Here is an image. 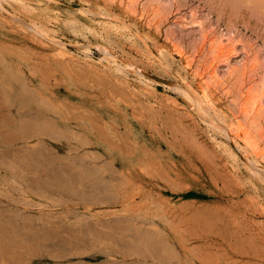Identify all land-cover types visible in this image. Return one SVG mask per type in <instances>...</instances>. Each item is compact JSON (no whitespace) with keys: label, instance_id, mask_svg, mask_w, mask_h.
<instances>
[{"label":"rangeland","instance_id":"374dc122","mask_svg":"<svg viewBox=\"0 0 264 264\" xmlns=\"http://www.w3.org/2000/svg\"><path fill=\"white\" fill-rule=\"evenodd\" d=\"M54 1L90 17L124 13L119 0ZM176 1L235 31L240 55L251 51L263 71L264 0ZM4 3V15L50 29L72 51L91 45L95 61L101 46L116 51L158 82L160 97L136 90L132 69L124 72L128 83L92 63L57 60L50 46L0 19V264H264V183L213 146L199 114L178 107L183 99L169 87L179 81L175 66L134 52L124 32L100 39ZM161 11L163 36L188 55L199 51L201 32L165 23L170 10ZM243 59L222 67L223 81L236 70L226 84L235 102L223 101L233 111L246 85ZM257 118L245 123L261 140L264 117Z\"/></svg>","mask_w":264,"mask_h":264},{"label":"bare ground","instance_id":"6f19581e","mask_svg":"<svg viewBox=\"0 0 264 264\" xmlns=\"http://www.w3.org/2000/svg\"><path fill=\"white\" fill-rule=\"evenodd\" d=\"M0 2H5L4 4L10 2L11 5L15 3V5L17 4L23 8L26 13H31V16H33L32 13H34L37 14V16L45 18L46 22H69L78 27H82L83 30L100 39H104L106 34H119L124 32L122 36L130 43V48H133L134 52H141L138 50L141 49V54H144L146 51V55L155 60L154 63L158 62L157 64L163 67L165 66V69H173L175 66L174 69L178 75L175 76L176 79L179 77L180 85H177L178 81L176 82L177 87L176 85L169 87L171 89H176L178 94L181 95L180 98L183 99V102H179L178 107L183 111L189 112L190 114L188 113V115L194 114V112L192 113L189 111L190 108L199 114L201 118L206 121V124L210 125L209 139H211L214 144L213 146L224 156L237 161L240 167H245L248 170L247 172L254 178L264 183L263 135L261 134V140L255 139V137L252 136L250 128L246 126L248 123H245V121L250 119L254 120L257 117V119H259L261 116L263 119L264 117V69H262L263 71L261 73H258L260 70L258 58L251 59V51L244 50V53L240 55V48H242L244 44L239 40V36L237 37L235 31L217 28L215 24H209L208 21L207 24V22H204V19L202 20V18L205 17H201L196 9H187L182 6H177L178 3L176 4V0H119L120 6H122L126 17H123L124 13L122 17L114 16V14L113 16L106 14L108 12L96 14L98 17L94 14L90 17V15H88L89 13L81 10L65 12L54 0H0ZM170 2L172 3L171 9L167 7ZM2 7L0 8V19L2 18L5 20L3 24H5L6 27L13 29L12 31L16 30L21 34L25 33V35H30L37 40L38 44L40 43V45L45 48L46 46H50L55 55V59L83 63V65L92 63L91 65L95 70H101V72L102 70H106L118 79H124L128 83H130L128 80L129 77L126 76L124 72L125 70L128 71L132 69L131 74H135L138 77V81L141 85L138 82L137 84L139 85H134L132 82L131 85L143 94L151 96L150 98H152V100H155V98L159 96V92L155 86L158 82L148 78L143 74V71L140 72L141 70H138V67L132 64L128 65L118 53H115L116 51L106 46H101L100 50L103 53V57L100 61H95L94 57L90 54L91 45L89 47V44L85 46L83 44L79 45L78 43V45L74 46L75 51H72L69 48L70 43L68 45L64 40L51 35V33L48 32L50 29H47V31L41 27L42 25L39 24V26L37 23H32V21L29 22L32 24L28 26L23 20V22L27 24L25 25L21 20H18L19 17L18 19H13L14 16L9 18L6 16L7 14L4 15L5 12H2L4 10ZM14 7L13 5V9ZM164 7L170 10V13L165 19V23L166 20L170 21L173 19L174 25L176 26L193 28L195 31L201 32L202 46L199 51L188 55L186 51L175 45L176 43L174 44L170 36H163L164 34H162L161 30L163 21L160 15ZM46 24L47 23H45V25ZM47 27L48 25L45 28ZM155 30L157 33H160V36L162 34V38H164L163 45L152 37V33ZM206 50L208 51V55H212L211 60L207 64L205 63L206 60H201ZM240 57L244 58L242 60V63H244L242 64V76L245 80L244 84L246 85L240 91L241 95L239 94V101L242 99L240 101L242 106L240 105L241 108H239L238 111H233L230 108H224L223 101L228 103L227 100L229 99V102H235L232 101L233 97L230 98L233 94L230 93L231 95H229V93L226 92L228 88L226 84L229 83V80L233 77L235 74L234 71L236 70L231 72L228 78L223 81L221 80L224 74H222V67L230 68L234 60L239 62L238 59ZM221 64H223V66H220ZM102 73L105 74L107 72ZM248 103L251 104L250 108L247 107ZM211 111L212 113L214 111L216 114L213 116V119L209 120L210 117L207 119L206 116H211ZM203 116H205V118ZM215 119L218 120L219 123L215 121ZM234 146L237 147L238 151L242 152L241 154L244 155L245 161Z\"/></svg>","mask_w":264,"mask_h":264}]
</instances>
